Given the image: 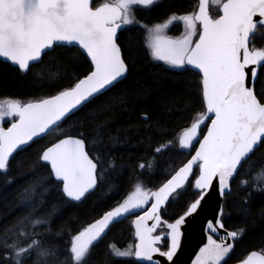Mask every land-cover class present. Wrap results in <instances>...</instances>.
<instances>
[{
    "label": "snow or ice",
    "instance_id": "6c2138e0",
    "mask_svg": "<svg viewBox=\"0 0 264 264\" xmlns=\"http://www.w3.org/2000/svg\"><path fill=\"white\" fill-rule=\"evenodd\" d=\"M0 62L44 90L0 98V264H182L197 224L190 264H230L264 238V0H0ZM189 76L195 107L172 133L154 104ZM130 217V242L104 243ZM237 264H264V242Z\"/></svg>",
    "mask_w": 264,
    "mask_h": 264
},
{
    "label": "trees",
    "instance_id": "16d2710c",
    "mask_svg": "<svg viewBox=\"0 0 264 264\" xmlns=\"http://www.w3.org/2000/svg\"><path fill=\"white\" fill-rule=\"evenodd\" d=\"M177 4H183L185 7L191 2V0H176ZM170 35H178L179 32L176 28H173ZM150 69V66L146 65L144 68V73L146 74ZM193 79V77L189 76L184 78L183 80H174L167 79L164 81V92L171 96V99L167 103L154 104L157 115L166 123L167 128L172 133H178L183 127L187 126L190 123V109L195 107V105L190 104L188 101V93L192 91L189 87V82ZM44 90H36L34 88H29L28 85L20 79L14 69L0 62V98L7 96H28V95H41ZM154 103V102H153ZM198 103V101H197ZM112 120L117 121V127L123 126L122 121L126 120L128 117L122 116L119 113H115L110 117ZM47 141H40L39 144L33 145L32 149H29L27 153L22 154V157L26 158L31 155L32 151L39 147L40 145L46 143ZM141 149L137 145V140L133 137L130 141V144L122 147L119 150V155L123 156L126 160L129 157H134L137 152ZM188 157L185 155H174L172 159L177 163H181L185 161ZM23 172H28L29 169L25 167L22 169ZM26 179L25 177L21 178V181ZM121 185L124 189L127 188V184L125 181H121ZM123 194V192L121 193ZM14 195L13 190H5L2 185H0V210L3 209L10 202V198ZM103 207L101 201L97 199L91 200L88 204L82 206L80 212L77 213V218L81 222H86L89 220L99 208ZM175 208L169 209V214H174ZM129 220H126L122 225L115 228L112 232L109 233L104 243L115 241L118 244L124 245L130 242V231L128 230V225L130 223ZM240 223L239 216L235 210L232 211V219L228 221L227 226L229 229L234 225H238ZM264 242V238H262L261 232L259 229L251 232L236 248L235 255L230 262V264H234L237 262V258L243 257L246 255L247 251L253 250L262 245Z\"/></svg>",
    "mask_w": 264,
    "mask_h": 264
},
{
    "label": "water",
    "instance_id": "95a60500",
    "mask_svg": "<svg viewBox=\"0 0 264 264\" xmlns=\"http://www.w3.org/2000/svg\"><path fill=\"white\" fill-rule=\"evenodd\" d=\"M212 214H213V207L211 205H208L205 207V211L202 214V217L207 216L208 218H211ZM189 231H190V241L185 249L184 255L181 257L182 264H190V260L191 258H194L193 253L197 250L198 245L202 244L203 242H206V237L200 231L199 224H197L194 229H190ZM234 264H237V262Z\"/></svg>",
    "mask_w": 264,
    "mask_h": 264
}]
</instances>
